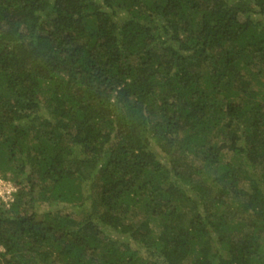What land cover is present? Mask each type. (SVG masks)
<instances>
[{
	"label": "trees",
	"instance_id": "16d2710c",
	"mask_svg": "<svg viewBox=\"0 0 264 264\" xmlns=\"http://www.w3.org/2000/svg\"><path fill=\"white\" fill-rule=\"evenodd\" d=\"M0 177V264H264V0H0Z\"/></svg>",
	"mask_w": 264,
	"mask_h": 264
},
{
	"label": "rangeland",
	"instance_id": "374dc122",
	"mask_svg": "<svg viewBox=\"0 0 264 264\" xmlns=\"http://www.w3.org/2000/svg\"><path fill=\"white\" fill-rule=\"evenodd\" d=\"M4 182L0 184V199H2L6 204L12 200V193L15 191V187L10 180H4L0 177ZM60 205L58 203H54L51 208H59ZM69 210V209H67ZM66 210V211H67ZM1 250V247H0Z\"/></svg>",
	"mask_w": 264,
	"mask_h": 264
},
{
	"label": "built area",
	"instance_id": "2783aa9c",
	"mask_svg": "<svg viewBox=\"0 0 264 264\" xmlns=\"http://www.w3.org/2000/svg\"><path fill=\"white\" fill-rule=\"evenodd\" d=\"M4 181L0 179V184L3 183Z\"/></svg>",
	"mask_w": 264,
	"mask_h": 264
}]
</instances>
